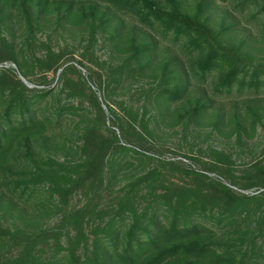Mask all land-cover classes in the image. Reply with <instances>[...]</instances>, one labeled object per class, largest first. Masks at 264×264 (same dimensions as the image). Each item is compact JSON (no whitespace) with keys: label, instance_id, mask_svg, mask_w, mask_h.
<instances>
[{"label":"trees","instance_id":"16d2710c","mask_svg":"<svg viewBox=\"0 0 264 264\" xmlns=\"http://www.w3.org/2000/svg\"><path fill=\"white\" fill-rule=\"evenodd\" d=\"M80 1L0 0V19L11 21L18 12L29 24L34 10L37 18L60 14L73 27L97 19L104 26L114 22L117 37L113 42L111 38V45L127 59L114 71L113 82L124 72L131 78L151 77L153 82L144 91L146 111L155 108L159 121L175 114L181 124L198 127L211 120L208 126L223 134L228 120L222 111L212 117L210 110L217 101L233 99L244 102L245 110L230 119L232 132L240 142L256 135L264 119L259 105L264 99V62L256 63L253 53L229 42L230 27L211 24L206 15L211 5L200 3L189 11L181 0H105L116 10L109 18L106 12L100 16L96 7L75 11ZM233 1L235 9L264 33V0ZM121 12L147 28L145 40L122 32ZM162 52L179 56L157 61ZM34 56L28 59L8 39L0 41V64L12 62L26 80L37 68L47 86L30 89L14 70H0V186L6 188L10 206L28 221L45 220L53 213L61 219L54 228L35 231L29 224L25 229L0 226L1 247L10 250L0 254V264H264L263 163L246 175L244 185L231 183L250 194L214 180H203L195 188L145 187L148 180H157L150 174L123 190L109 206L102 205L124 156L148 159L150 155L137 147L149 151L150 144L129 127L118 126L126 146L121 143L122 138L108 129L105 111L81 71L64 68L63 53L47 47L46 56ZM55 78L60 80L59 89L50 87ZM61 94L82 100L56 107L54 101ZM84 98L91 108L85 107ZM80 111L88 113V123L77 145L59 131L66 112ZM127 114L133 119L139 116L133 109ZM36 139H49L46 146L51 151L46 157L39 156L32 143ZM59 151L67 153L63 161ZM224 155H219L221 160L231 163ZM9 166L19 171H6ZM83 189H89L92 198L81 208L71 207L73 195Z\"/></svg>","mask_w":264,"mask_h":264},{"label":"rangeland","instance_id":"374dc122","mask_svg":"<svg viewBox=\"0 0 264 264\" xmlns=\"http://www.w3.org/2000/svg\"><path fill=\"white\" fill-rule=\"evenodd\" d=\"M156 1L164 3V0ZM181 1L184 8L189 11H193L195 6L200 3L211 5L210 10L206 12L211 24L216 28H221V24L230 27L229 42L253 53L256 63L264 62V33L262 30H258L255 24L250 23L249 18L241 15L239 9H235L233 0ZM79 7L84 9L96 7L100 16L106 12L109 18H112V13L116 11L105 0H81L76 3L75 11H78ZM31 11L34 14V10ZM32 13L30 12L33 17H31L29 24H27L26 15L23 16L18 12L14 13L11 21L0 19V41L8 39L13 48L28 59L33 58V55L38 58L46 56L47 47L55 53H63L64 68L75 66L81 71L89 86L97 94L105 111L108 129H112L118 138H122L121 143L126 146V141L121 135V128L118 126L129 127L133 133L135 131L144 136V139L148 141L146 143L150 144L151 150L149 151L137 147L140 151L150 155L148 159L140 160L136 157L133 158L132 155L124 156L123 164L116 167L111 187L109 186L110 189L103 194L102 205L109 206L123 190L129 189L130 185L150 174H156L153 178L157 180L154 182L148 180L145 187L153 185L161 189L162 185H166L195 188L200 186L203 180L207 182L214 180L231 186L238 192L251 193V191L244 192L231 185V183L244 185L247 182L245 177L253 167L260 163L264 164V119L259 125L256 135L251 139L244 137V140L240 142L236 132H232L234 126L229 121L235 113V115H243L244 102L228 99L213 104L210 110L211 116L214 117L219 111H222L223 114L221 115L228 120L223 128V134H219L211 126H208L211 120L199 127L190 122L181 124L175 119V114L165 116L159 121L156 118L158 112L155 108L148 107V112L144 109L146 103L144 91L151 86L153 82L151 77L137 76L131 78L124 72L118 78V82H113L114 71L124 65L127 59V55L116 53L113 45H111V38L113 42L114 37H117V28L114 22H112V26L110 24L104 26L97 19L89 20L83 26L73 27L60 14L48 13L37 18V14L33 15ZM118 14L124 21L125 25L122 32L125 35L134 36L139 41L145 40L148 32L145 26L129 14L122 12ZM171 54L179 56L178 53L162 52L157 61L171 59ZM9 69L14 70L18 79H21L30 89L42 90L47 88L43 82L44 74L39 69H34L33 74L27 80L20 75L12 62L0 64V70ZM48 78L49 80L54 79L52 74H49ZM69 78L74 81L77 79L75 74L69 75ZM59 81V78H55L50 87L59 89ZM84 99L85 107L91 108L88 98ZM79 100H82V97L75 96L67 99L65 94H61L60 100L55 99L53 105L56 107L68 103L77 105ZM259 105L260 108L264 109V99ZM129 109L139 112V116L135 119L131 118L127 114ZM86 114L88 113L83 111L77 114L66 112L63 119L65 125L60 128L59 135L63 137L62 135L66 133L65 136L70 143L79 145L80 135L88 123ZM144 114L145 122H143ZM114 117H118L119 121H114ZM144 125L147 126L151 134L145 131ZM44 140L36 139L32 143L38 150L39 156L42 154L46 157L51 150L49 151L46 146L49 139ZM48 145L50 144L48 143ZM221 153L230 157L232 162L225 163L221 160L219 157ZM66 154L62 151L57 153L58 157H61V161L67 158ZM172 163L183 169H177L171 165ZM190 169L194 170L196 174L189 173L188 170ZM8 170L16 172L19 171V168L9 166L6 167V171ZM5 189L0 186V226L2 228L14 229L15 225H19L25 229L29 224L30 230L35 231L41 228H54L59 224L61 215L57 216L55 213L45 220L40 219L38 221L34 218V220L30 218L28 221L29 219L20 216L19 209L10 206L11 198ZM143 191L146 192L145 188ZM92 196L93 193L89 189L79 190L73 195L71 207H83ZM151 200L153 199H147V201ZM145 201H139L140 207L145 205ZM9 253L10 250L7 247L2 248L0 244V254L8 255Z\"/></svg>","mask_w":264,"mask_h":264}]
</instances>
